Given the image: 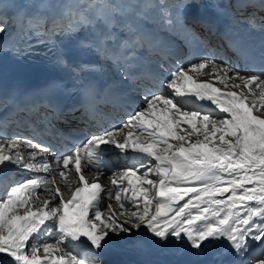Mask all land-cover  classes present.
<instances>
[{
    "label": "snow or ice",
    "instance_id": "6c2138e0",
    "mask_svg": "<svg viewBox=\"0 0 264 264\" xmlns=\"http://www.w3.org/2000/svg\"><path fill=\"white\" fill-rule=\"evenodd\" d=\"M220 17L229 21L225 47L234 59L186 54L157 79L150 64L165 70L170 41L178 39L186 53L188 45L203 47ZM234 24L259 33V50ZM10 26L54 37L55 64L70 83L61 78L39 93H0V119L62 138L76 117L86 126L102 109L139 104L66 152L50 138L0 139V170L11 165L26 173L0 197V264H104L101 253L113 237L141 228L163 244L183 241L192 255L225 241L234 264H264V0H0V43ZM66 41L97 59H78ZM60 92L78 103L61 108ZM189 98L215 108H190ZM65 122L68 129L57 127ZM108 147L131 152L138 164L113 171L112 187L83 174L93 165L103 174ZM113 196L124 209L118 215L112 204L102 210ZM123 245L132 254L144 249L140 239Z\"/></svg>",
    "mask_w": 264,
    "mask_h": 264
},
{
    "label": "bare ground",
    "instance_id": "6f19581e",
    "mask_svg": "<svg viewBox=\"0 0 264 264\" xmlns=\"http://www.w3.org/2000/svg\"><path fill=\"white\" fill-rule=\"evenodd\" d=\"M5 2H8V0H5ZM18 2H23V0H18ZM51 2L55 6L66 2V0H51ZM143 2H147V1L143 0ZM149 14L155 15V10L154 9L150 10ZM9 32L11 33V36L9 37V35L6 33L3 42L0 43V64L4 61L8 49L16 46L17 42L19 41V38H22L21 36H24L25 34L21 32L18 27H12V26H10ZM13 42H14V46H13ZM207 78L208 77L206 76L201 77V79H207ZM218 86L223 87L222 85H218ZM232 90H236V89H232ZM189 107L193 108L191 106ZM205 110L209 111V107L205 108ZM123 168H125V166L123 167L121 166L119 170H123ZM4 169L0 170V172H4ZM22 173L23 172H21L19 169L15 168L12 176L11 177L9 176V179L12 178L13 180H17L19 177H21ZM0 176H2L1 173ZM87 178H90L91 180L98 178L99 182L106 187L111 185L110 178L108 176L94 177L92 175H87ZM39 195L43 196L44 194H39ZM64 195L66 196V198L69 197V193L67 191H65ZM107 204L113 205V212L116 213L117 215L124 211V209H121L119 207V204H117V202L115 201L114 196L112 198L105 199V201L103 202L102 210H105ZM125 205L126 207L128 206L126 202ZM140 230H138L131 237H123V238L113 237L109 245L102 252L103 253L102 259L104 261V264L119 263V262L145 264V261L149 257H153L151 255V252L147 250L145 247L143 251L139 254L128 253L124 250L123 241L126 239H133V240L137 239V235ZM45 236L46 234L41 233L39 238L42 239ZM150 238L155 242H158L157 240L154 239L152 235L150 236ZM226 248H227L226 242L220 241L215 247L208 248L202 255L196 256L188 253L186 244L183 241L176 242L170 239L169 242L166 244L165 251L164 252L157 251L154 260L159 264H163V263L183 264L184 262L193 263V264H203L204 263L203 261L205 260H207L206 264H211V263L217 264L223 261L224 259L226 260V262L234 260V257L228 254V250L222 253ZM220 254H221V258L220 259L216 258V256ZM255 254L259 255L260 253L259 251H257Z\"/></svg>",
    "mask_w": 264,
    "mask_h": 264
},
{
    "label": "rangeland",
    "instance_id": "374dc122",
    "mask_svg": "<svg viewBox=\"0 0 264 264\" xmlns=\"http://www.w3.org/2000/svg\"><path fill=\"white\" fill-rule=\"evenodd\" d=\"M147 1V0H146Z\"/></svg>",
    "mask_w": 264,
    "mask_h": 264
}]
</instances>
